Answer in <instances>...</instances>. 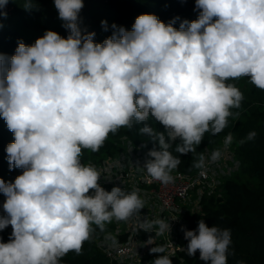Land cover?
Segmentation results:
<instances>
[{"label":"clouds","instance_id":"clouds-1","mask_svg":"<svg viewBox=\"0 0 264 264\" xmlns=\"http://www.w3.org/2000/svg\"><path fill=\"white\" fill-rule=\"evenodd\" d=\"M8 3L0 0V17ZM54 6L67 38L47 30L32 45L18 42L11 57L0 53V117L14 136L5 151L9 170H23L14 182L0 179V231L12 228L9 242H0V264H61L113 219L135 217L140 230L170 233V223L140 218L139 189L105 190L100 171L81 162L82 150L97 152L110 133L142 124L139 133L158 147L137 166L169 184L181 163L173 145L180 155L195 153L205 133H220L229 117L240 115L232 110L244 97L230 80L247 77L264 90V0H195L198 18L178 29V18L165 24L141 14L131 30L113 24L101 43L80 26L84 0H54ZM150 116L164 132L147 123ZM255 137L251 131L246 140ZM232 141L229 133L225 147ZM221 155L213 151L211 162ZM206 164L200 154L193 166ZM184 231L188 256L199 251L206 264H227L230 229L201 219L196 230ZM165 251L151 247L160 254L151 264H172Z\"/></svg>","mask_w":264,"mask_h":264},{"label":"trees","instance_id":"trees-1","mask_svg":"<svg viewBox=\"0 0 264 264\" xmlns=\"http://www.w3.org/2000/svg\"><path fill=\"white\" fill-rule=\"evenodd\" d=\"M3 11L7 15L0 17V53L7 57L15 54L18 42L32 45L47 30L55 31L64 38L69 35L68 30L63 27L64 22L58 17L54 0H9ZM141 14H154L165 24L178 18L173 25L178 29L181 21L196 20L199 10L195 7V0H84V7L79 13L80 26L88 32H95L94 41L101 43L112 34L113 24L131 30L135 19ZM101 21L107 22V30ZM248 84L240 90L244 97L241 107L232 110L240 115L229 117L225 129L216 135L205 133L201 144L196 146L195 153L180 155L175 151V145L170 149L172 155L181 161L176 169L194 173V162L203 154L206 146L214 147L225 140L229 133L233 135L229 147L241 162L240 169L226 178L220 197L205 195L201 210L186 214L185 227V230H196L198 222L203 219L209 227L217 225L222 229H230L231 245L227 264H264V90L256 88L251 82ZM147 123L159 132L165 131L164 126L151 116ZM142 126L137 124L131 129L121 128L116 133H110L99 151L83 149L81 162L88 165L90 162L102 161L108 156L119 154L122 150L119 139L123 137L132 141L136 147L142 146L146 153L154 146L158 147L149 137L139 133ZM251 131L256 132V137L248 141L246 137ZM241 140L245 142L241 144ZM13 141V133L0 117V179L4 181L8 175L16 176L23 171L19 168L9 170L5 149ZM2 213L3 208L0 206V214ZM11 233L10 225L0 231V242H9ZM152 236L154 234L141 232L144 240ZM179 244L187 247L185 231L179 237ZM159 255L156 254L152 261ZM170 259L172 264H206L199 258V251L190 257L186 249ZM61 264L117 263L106 256L91 236L84 242L79 255L69 252L62 258Z\"/></svg>","mask_w":264,"mask_h":264},{"label":"built area","instance_id":"built-area-1","mask_svg":"<svg viewBox=\"0 0 264 264\" xmlns=\"http://www.w3.org/2000/svg\"><path fill=\"white\" fill-rule=\"evenodd\" d=\"M125 139L127 140L125 150H121L118 158L113 159L114 162L110 163L105 158L101 164L90 162L88 165H92L100 171L99 183L107 191H111L114 186H119L126 192L139 189V195L145 201L140 218H146L149 221L164 220L170 223L171 231L159 234L158 226H154L148 232L154 236L149 238L150 244H147L149 239H142L141 232L145 231L139 229L135 217L128 221L113 219L112 222L117 226L127 225L129 227L123 234L122 242L105 247L97 245L112 262L117 264H150L157 254L150 253V248L156 246H164L166 249L164 254L174 257L178 252L186 249L180 246L179 237L184 234L187 225L186 214L191 210H186L183 206L191 202L188 205L193 206L192 210L200 211L202 198L205 195L220 197L226 178L240 169L241 162L236 159L235 152L229 145L223 146L222 155L215 162L210 160L213 152L206 149L203 154L207 161L205 169H198L194 173L173 170L171 175L174 180L169 184H162L159 181L151 180L146 170L137 166L142 167L145 160L148 159L142 146L136 147L132 141ZM195 189L199 195L191 201L190 194ZM4 201L0 199V206Z\"/></svg>","mask_w":264,"mask_h":264},{"label":"rangeland","instance_id":"rangeland-1","mask_svg":"<svg viewBox=\"0 0 264 264\" xmlns=\"http://www.w3.org/2000/svg\"><path fill=\"white\" fill-rule=\"evenodd\" d=\"M229 83L235 84L241 90L243 88V86L249 85L248 83H250V80L247 77H242V78H240V80H230ZM250 86H252V85H250ZM126 144H127V140L125 139V137H123L122 139H119V147L122 150H125ZM223 146H224V140H222L221 143H219L218 145H216L214 147L206 146L203 154L205 153L206 149H209L211 152H213L215 150L221 151L223 149ZM118 155L119 154L114 155L113 157L108 156L105 160L112 163L115 161L113 159L118 158ZM105 160H103V161H105ZM103 161L99 160L96 163L101 164ZM175 170H177V169H175ZM197 170H198V168H196V170L194 172H196ZM178 171H182V172H186V173H192V171H183V170H178ZM21 174L22 173H19L16 176L8 175L5 182L6 183L7 182H14L15 178ZM190 195H191L190 200L192 201L193 198L198 197L199 193H198L197 189H195ZM0 199L5 200V197L2 193H0ZM189 203H191V202L186 203L183 207L186 210H191V212H196L195 209L192 210V208H193L192 205H190V206L188 205ZM93 227H95V226H93ZM128 229H129V227L127 225H124L123 227H119L111 221L110 223H106L104 230H100L97 228L93 232L92 238L100 247H105V246L112 245V244L117 243V242H122L123 234H124L125 230H128Z\"/></svg>","mask_w":264,"mask_h":264}]
</instances>
